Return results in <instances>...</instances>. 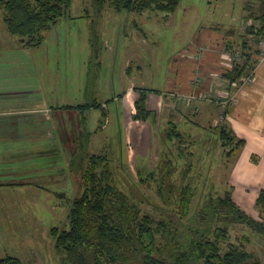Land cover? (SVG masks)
<instances>
[{"label": "rangeland", "instance_id": "rangeland-1", "mask_svg": "<svg viewBox=\"0 0 264 264\" xmlns=\"http://www.w3.org/2000/svg\"><path fill=\"white\" fill-rule=\"evenodd\" d=\"M247 1L182 0L174 12L148 10L138 13L118 11L109 0L103 7L100 0H74L67 13L45 33L41 44L27 46L15 36L25 50L12 53V57L23 59L26 73L12 72V88L22 91L24 80L28 92L44 94L50 105H82L92 102L94 96L101 102L106 101L104 109L109 117L103 121L105 129L97 140L93 141L91 136L101 118L104 119L101 108L85 112L86 131L82 132L90 135L89 146H95L97 141L100 150L96 149V152L109 159L113 183L127 193L143 212L158 218H172L181 202L183 190L189 185L193 206L211 195L219 196L232 190L241 207L260 219L255 200L258 181L264 184L262 148H257L259 152L250 158V151L256 147L245 145L237 153L232 150L237 147L236 142L222 145L218 135L220 127L233 129L236 133L231 120L232 111L238 104L240 88L252 81V78L245 77L247 81L244 79V83L232 85L234 91L230 92L224 74L235 63L243 61L246 50L255 54V61H264V41L259 46L246 32L249 24H257L253 18L250 19ZM257 1L252 0L254 5ZM6 29L0 11V37L4 40ZM243 40H247V47ZM10 42H13L12 38ZM142 49L148 51V61ZM170 57L171 71L173 67L177 70V63L182 64L177 70L180 72L182 69L181 74L177 76L176 72L171 79L175 82L173 85L163 84L162 80ZM130 60L127 70L134 75L138 72L136 64L141 68L149 63L144 71L137 73L139 86L145 81L142 88L157 89L149 95H158L162 101V105L157 106L156 118L146 122L139 120L135 126L130 122L136 121L131 117L137 111L140 90L130 80L125 81L124 69ZM199 65L206 67V73ZM88 68L91 76L98 79L97 91L93 89V95H82L79 85L88 78ZM134 75L131 78L136 79ZM207 76L209 78L204 81ZM179 79L182 88L175 90ZM168 88L175 89L166 90ZM224 89L227 92L222 91ZM153 98L151 101L155 100ZM123 103L129 108L127 116L121 113L120 104ZM169 106L173 107L175 114L169 113ZM50 108L42 109L52 117ZM26 117L28 122L36 118L37 123L42 118L36 114ZM72 121L76 123L77 117ZM170 122L178 125L172 135L179 133L180 136L169 137L168 132L173 128ZM29 128L25 132L30 135L25 137H35L34 126ZM6 132L9 131L0 130V138L9 135ZM19 133L24 134L22 131ZM236 135L239 137L238 133ZM8 145L10 147L3 150L6 153L0 161V178L4 177L10 183L0 187V259L9 255L20 258L24 264H62L51 230L69 227L68 214L73 201L84 191L82 175L76 172L73 178L66 162L69 155L66 145H58V160L54 163H50L54 154L39 155L38 150L27 153L31 152L28 150L31 147H41L38 142H33L25 151L23 147L16 151L12 141H8ZM33 160L35 162L31 164ZM240 163L245 173L252 174L254 179L250 190L239 182L236 168ZM49 168L53 174L57 172L59 182L47 189L20 184L22 175L14 174L33 169L30 173L37 176L38 170L50 173ZM244 234L253 236L248 248L264 260L263 241L245 226L232 228L234 240Z\"/></svg>", "mask_w": 264, "mask_h": 264}, {"label": "trees", "instance_id": "trees-1", "mask_svg": "<svg viewBox=\"0 0 264 264\" xmlns=\"http://www.w3.org/2000/svg\"><path fill=\"white\" fill-rule=\"evenodd\" d=\"M73 1L0 0V11L11 35L19 37L27 46H36L43 42L45 33L67 13ZM105 2L100 0L102 7ZM109 2L118 11L143 13L148 10L174 12L182 0ZM246 7L250 19L257 22L249 24L246 32L261 46L264 41V0H258L256 5L248 0ZM242 43L247 47V40ZM254 55L246 50L243 61L235 63L224 74L230 92L234 91L232 85L244 83L245 77L253 79L258 63ZM91 74L88 68L87 95L94 94L98 80ZM137 90H140V96L132 118L136 121H152L157 112L149 108L148 96L149 92L158 90L142 87ZM76 108L83 114L91 108H101L103 117L107 116L103 103L96 96L92 102L79 104ZM170 123L173 128L168 132L169 137L180 136L179 133L172 135L178 125ZM103 124L101 119V127ZM84 134L83 138L86 137ZM218 135L222 145L236 142L237 147L232 149L234 152L239 153L246 145V140L237 137L233 129L220 127ZM87 149V146L80 148L73 162L75 173L82 175L84 191L73 201L68 214L69 227H54L51 230L62 264H264L262 257L248 248L252 242L251 234H244L237 240L232 236V228L242 225L264 244V188L259 190L255 200L260 219L241 207L232 190L219 196L211 195L193 206L189 185L183 190L181 202L172 218H158L143 212L127 193L113 183V173L106 156L99 153L89 156ZM0 264L24 262L8 255L0 259Z\"/></svg>", "mask_w": 264, "mask_h": 264}, {"label": "crops", "instance_id": "crops-1", "mask_svg": "<svg viewBox=\"0 0 264 264\" xmlns=\"http://www.w3.org/2000/svg\"><path fill=\"white\" fill-rule=\"evenodd\" d=\"M6 31H7L6 40L0 37V120H3V123H0V130L9 131V132H6L9 135H7L6 137L0 138V141L4 140V142L0 144V161H3V157L6 153L3 150L5 149L8 150L10 147L8 145V141H12L15 144L16 151H18L21 147H23L24 148L23 151H25L27 150L28 147H30V145L33 142H38L41 147H39L38 149L31 147L28 149V150H31V152H27V153L30 154L32 152H37L38 150L39 155H51V154L53 155L54 154L55 156L54 158L51 157L50 163H54L58 160V157H57L58 145L60 146L66 145L69 150V155L66 157V162L68 164V167L71 169V174L73 178L75 179L76 174H75L73 162H75L76 155L79 154L80 148H82L83 146H87L88 149L86 150V152H90V153L92 151L96 152V149L100 150V146H98L97 141L95 143V146L93 145L89 146L88 141L90 139L89 137L90 135L88 136L87 134L85 138L82 137L83 136L82 131H86V128L84 126L86 115L81 113L80 110L76 108L77 104L76 105L67 104L63 106L50 105L47 102L48 100H46V96L44 94L38 95L36 94V92L33 93L30 90L28 92V89H26L27 88L26 81L24 80L22 81L23 82L22 91L21 90L16 91L12 88V82L10 81V75L12 74V72H14V74H20L22 72L26 73V70H25L26 64L23 62V59H17L16 57H12V53L24 51L25 49L22 48V45L18 42V39L15 38V36L11 35L7 29ZM11 38L13 40L12 43L10 42ZM141 51L143 52V54L147 56L146 61H148V57H149L148 51H145L143 49ZM170 60H171V57L166 65L167 66L166 74L162 80L164 81L163 84L173 85L175 84V82H171V79H173V76H175L174 74L177 72V70L180 69L182 64L177 63V70H175L173 67L171 68L172 69L171 71L170 70ZM131 61L132 60L128 61L127 64L125 65L126 67V69H124L125 81L130 80L131 84H136L135 86L136 88L142 87L143 85H145V81L142 83V85L139 86V80L137 79V76H138L137 73L144 71V67L147 68L149 63L148 65H145V66L142 65L143 67L141 68H139L140 67L139 64H136L137 65L136 68L138 69V72L136 71V74L134 75L133 72L127 70L128 65L129 66L131 65ZM152 62H153V57L151 56V64ZM12 64L14 65L13 70L11 69ZM22 68H24V70ZM199 68L202 71L204 69L203 73L204 72L206 73V67H203V65L202 66L199 65ZM148 70L150 71V68ZM180 72L179 71L177 72V76L181 74ZM132 75H134L136 79L131 78ZM207 78H209V76H207L204 81H206ZM181 79H179L176 82L177 89L168 88L166 90H174V89L178 90L179 88H182L180 84ZM86 84H87V78L83 85L81 84L79 85L82 88V95H87L86 94ZM168 86L169 85H167L165 88H167ZM206 89L208 88L206 87ZM226 90L227 89H224L222 91L227 92ZM239 92L240 94L238 96V104L234 107L232 111L231 120H232L233 127L235 128L236 133H238L239 137L245 138L247 140L246 145H252L253 147H256L250 151L249 153L250 158L252 154L259 152L257 148H262V151H260V153H262V156H264V153H263L264 152V61H259L257 63L255 70H254V76H253L252 81L242 86ZM168 94L169 96L172 95V93H168ZM125 97L126 95L124 97L122 96L121 98L124 99ZM151 97H154L155 100L151 101ZM96 98L99 99V97H96ZM102 103L104 105L107 102L104 101ZM120 105H121L122 115L127 116V114L129 113V108L127 107L128 105L126 106L125 103L120 104ZM161 105H162V101L160 102L158 95H153V96L152 94L149 95L148 106L150 109L158 113L157 106L160 107ZM46 106L51 107L50 112L52 113L51 114L52 117L48 115L47 113L46 114L44 113V112H48L42 109V108H45ZM65 106H71V107L66 108ZM53 107L56 109H52ZM168 110H169V113L172 112V114H175L176 112L171 106H169ZM41 113H44L46 116ZM28 114L41 115L42 118H39L38 123H37L36 118L33 120L34 122L33 121L28 122L27 117H26ZM53 115L55 116L54 118H53ZM72 115L74 116L72 117ZM80 115H83L81 119H80ZM252 115L254 116V118H250ZM11 116H14V119H12ZM4 117L7 118V121L4 120ZM76 117H77V121L75 123L72 121V119L74 118V121H75ZM108 117L109 115H107L105 118L107 119ZM104 119L102 120L104 121ZM48 121L49 123H47ZM130 123H132L133 126H135L137 125L138 122L132 121ZM31 126L32 127L34 126L35 128L34 130L35 137L33 136L25 137L26 135H30V133L27 134L25 130L27 131L28 128ZM121 128L123 129V127ZM103 129H105V127L103 125L101 127L100 122H99L98 127L95 129V133L92 134L91 136L93 141L97 140L96 138L99 136L100 133L103 132ZM10 131H14V132L10 133ZM21 131L24 132V134H20L19 132ZM53 141L55 142L53 143ZM58 142H60L61 144ZM29 143L31 144L29 145ZM94 147H95V150H94ZM33 155H35V153ZM14 158L16 159L17 157H14ZM78 158L79 156L77 157V159ZM34 162H35L34 160L31 161V164H33ZM236 169H237V176L239 177V182L241 183L242 186H245L247 190H250V185L254 181V179L251 178L252 174L248 172L245 173L241 163L237 165ZM30 170H33V169H30ZM30 170L28 169V171L23 170V171H18L14 173L15 175H19V176L22 175L23 181L20 182V184H29L30 186L37 187L38 189H47L48 186L54 185L59 182L57 180V176H58L57 172L53 174L51 168H49L50 173H46L44 170H40V171L38 170L37 176H35V173H30L31 172ZM245 177H248V178H245ZM6 181L7 179H5L4 177L0 178V187H3L5 184L7 185L10 184L9 182H6ZM258 183H259V186H258V190L256 191L257 193L256 198L258 196L259 190L261 188H264V184L261 185L259 181Z\"/></svg>", "mask_w": 264, "mask_h": 264}, {"label": "built area", "instance_id": "built-area-1", "mask_svg": "<svg viewBox=\"0 0 264 264\" xmlns=\"http://www.w3.org/2000/svg\"><path fill=\"white\" fill-rule=\"evenodd\" d=\"M189 98H190V99H192V98H193V96H192V97L190 96ZM189 98H188V99H189ZM190 99H189V100H190Z\"/></svg>", "mask_w": 264, "mask_h": 264}]
</instances>
